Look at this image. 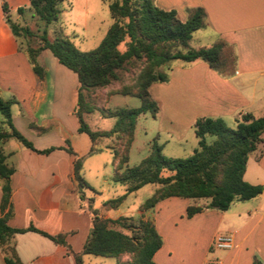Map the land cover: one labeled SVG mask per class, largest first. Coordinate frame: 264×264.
I'll use <instances>...</instances> for the list:
<instances>
[{"label":"crops","instance_id":"obj_1","mask_svg":"<svg viewBox=\"0 0 264 264\" xmlns=\"http://www.w3.org/2000/svg\"><path fill=\"white\" fill-rule=\"evenodd\" d=\"M31 1L0 0V97L12 102L13 126L36 150L16 139L0 144L7 166L14 169L9 179L10 201L4 209V181L0 179V218H7L13 229L33 227L51 236H65L67 247L36 232L17 234L10 245L23 264H72V259L77 264L76 255H81L82 264L92 259L102 262L106 257L83 254L91 233L92 211L107 220L138 211L125 209V200L116 208L106 209V201L123 194L114 191L115 163L101 159L106 152L112 154L108 144L103 145L102 139L92 142L79 132L77 76L46 50L37 58L43 70V77H39L29 61L27 48L13 34L7 20L9 14L4 13L2 6L18 12ZM155 4L160 9L176 11L182 22L192 11L204 10L207 26L193 34L189 46L200 49L221 43L222 59L230 71L224 77L202 61L184 62L171 72L178 97L153 98L151 90L155 84L151 86V98L160 106L157 117L163 109L169 113L165 116L173 127L172 137L183 142L185 132L194 130L200 118H220L237 126L244 115L264 117V0H155ZM88 117H84L85 122ZM0 128L9 130L2 115ZM261 139L257 150L249 155L244 180L264 186V134ZM47 150L52 151L40 153ZM77 161L82 162L80 175L88 185L81 191L74 171ZM92 172L97 181L87 176ZM208 204L207 200L170 198L156 205L151 215L163 245L154 262L252 264L256 256L264 264V193L248 201H234L225 212L206 209L190 219L186 217L189 206ZM220 234L232 235L234 247L210 252L214 238ZM113 259L117 264L126 261L127 256ZM0 264H6L1 248Z\"/></svg>","mask_w":264,"mask_h":264},{"label":"trees","instance_id":"obj_2","mask_svg":"<svg viewBox=\"0 0 264 264\" xmlns=\"http://www.w3.org/2000/svg\"><path fill=\"white\" fill-rule=\"evenodd\" d=\"M65 0H32L31 8L46 26L57 22L60 11L58 5ZM8 13L7 5L2 6ZM22 8L18 9L21 14ZM109 12L114 23L110 26L99 46L89 52L79 51L67 38L49 41L46 29L39 37L40 46L27 48L29 61L34 72L43 77V70L37 58L43 51H50L60 65L73 72L79 82L76 115L80 123L79 132L86 134L92 142L102 138L117 137L122 141V152L112 149L116 171L114 182L126 186V194L108 201L109 208L118 207L128 194L134 193L147 185H158L154 194L142 205V211L154 209L166 199L182 198L187 200H207L204 207L189 206L186 210L188 219L202 213L206 209L221 212L227 211L234 201H248L264 193V186L252 185L244 180L249 155L257 150L264 134V117L255 118L244 115L237 122L235 129L230 128L220 118H200L194 124L198 147L188 158H168L163 154V146L155 140L151 145L150 156L142 160L139 166L130 168L129 150L134 142V133L138 119L150 114L156 118L159 104L150 95L154 84H165L169 75L162 68L173 61L185 63L202 61L224 77L229 76L222 59L223 45L210 48L192 49L189 43L193 34L207 26L206 13L202 9L191 12L190 17L182 22L176 11H166L156 6L155 0H115L109 5ZM8 22L9 19L7 18ZM10 27L16 37L31 38L34 33L30 29L11 23ZM125 44V51L120 46ZM141 62L142 69L133 87H123L117 94L138 98V108H118L103 111L104 117L116 119L109 131H92L84 120V114L94 109L84 103V92L105 88L116 81L119 72L127 66ZM12 102L0 97V115L5 119L9 130L0 128V144L16 139L25 147L36 151L13 126L11 114ZM214 138L212 143L207 139ZM52 150L40 152L49 153ZM70 153H72L70 151ZM82 162L74 165L78 189L88 188L80 175ZM14 169L6 164V157L0 149V179L4 181L2 209L10 201L9 179ZM90 237L83 247L84 255L120 259L130 255L127 262L117 264H156L155 254L162 248L163 241L152 221L133 218H120L110 221L98 217L92 211ZM111 224L118 225L114 229ZM128 230L130 234L123 233ZM27 231L36 232L57 245L67 247L65 236H51L30 227L27 230L13 229L7 218H0V248L6 264H23L14 246L10 243L14 236ZM76 263L82 264L81 255H76ZM252 264H262L254 257Z\"/></svg>","mask_w":264,"mask_h":264},{"label":"rangeland","instance_id":"obj_3","mask_svg":"<svg viewBox=\"0 0 264 264\" xmlns=\"http://www.w3.org/2000/svg\"><path fill=\"white\" fill-rule=\"evenodd\" d=\"M114 1L115 0H65L58 5V10L60 11L58 21L48 26L36 15L31 8L30 2L21 7L23 9L21 14L14 10L8 11L7 14H9V16L7 18L11 23L28 28L34 33V37L31 38L19 37L26 48H38L41 44L39 37L46 29L49 41L52 42L60 37L67 38L79 51L89 52L99 46L110 26L114 23L109 12V5ZM15 6L16 4L13 3L14 8ZM192 45L195 48V42H192ZM119 49L121 52H124L126 49L125 44H122ZM183 65H185L184 62L177 60L171 62L169 66L162 68L163 72L168 73L170 81L165 84H155L151 90L153 98L178 97V94L175 95L176 91H174L172 79L170 78L172 77V70L176 71ZM142 66L143 64L141 62L129 65L123 71L119 72L118 79L113 81L109 86L84 92V103L94 109L91 113L84 114V117L89 115L86 122L91 129L109 131L113 128L116 119L104 117L102 114L103 111H113L118 108L134 109L141 105L138 98L123 96L117 94V92L123 87L134 86ZM200 93H202V90H200ZM161 112L162 115L155 119L152 118L150 114L142 115L138 119L134 133V142L129 150L128 166L130 168L139 166L142 160L150 156L151 145L155 140L159 145L163 146V154L168 158H188L193 155L194 150L198 147V139L195 136L194 130H187L185 132L186 139L183 142L175 140L171 135L173 127L165 116L168 111L166 112V110L163 109ZM262 112V114H264V110ZM227 125L232 129L236 128V123L233 121H227ZM181 129L183 128L181 127ZM207 141L212 143L214 138L209 137ZM102 143L103 145L107 143L111 152L112 149H118L122 152V141L115 136L102 138ZM101 159H111V162L114 161L113 154L110 152H106ZM87 176L92 178V180H98L95 172L90 173V176L88 173ZM113 185H115L114 191L119 194H126L125 185L116 182H113ZM158 188V185H147L140 191L131 193L132 195L128 194L124 199L126 202L125 209L135 210L138 211V213L136 212L131 216L122 218H133L135 220L143 219L144 221L149 220L153 222V217L151 215L153 209L144 212L142 211V205ZM89 208H92L90 203ZM106 209L111 208L106 206ZM111 227L119 229L116 224H111ZM122 231L123 233L130 234L128 230ZM214 251L218 250L212 248L210 252ZM124 256H127V260L124 262L130 260V255ZM114 261L113 258L110 260L105 258L102 262H97V260L92 259V261L86 260L85 264H115ZM71 262L74 264L75 260L72 259Z\"/></svg>","mask_w":264,"mask_h":264},{"label":"built area","instance_id":"obj_4","mask_svg":"<svg viewBox=\"0 0 264 264\" xmlns=\"http://www.w3.org/2000/svg\"><path fill=\"white\" fill-rule=\"evenodd\" d=\"M234 247V238L230 234H220L214 238L213 248L217 250H230Z\"/></svg>","mask_w":264,"mask_h":264}]
</instances>
